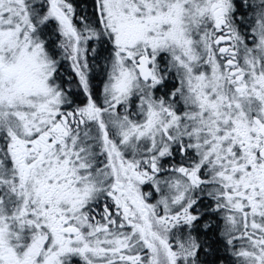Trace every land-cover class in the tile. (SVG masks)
<instances>
[{"label":"snow or ice","instance_id":"snow-or-ice-1","mask_svg":"<svg viewBox=\"0 0 264 264\" xmlns=\"http://www.w3.org/2000/svg\"><path fill=\"white\" fill-rule=\"evenodd\" d=\"M0 264H264V0H0Z\"/></svg>","mask_w":264,"mask_h":264}]
</instances>
